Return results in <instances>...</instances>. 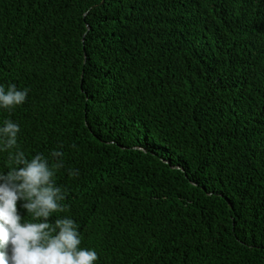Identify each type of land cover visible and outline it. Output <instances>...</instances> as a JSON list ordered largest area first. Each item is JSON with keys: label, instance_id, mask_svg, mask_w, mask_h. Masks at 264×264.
Masks as SVG:
<instances>
[{"label": "trees", "instance_id": "16d2710c", "mask_svg": "<svg viewBox=\"0 0 264 264\" xmlns=\"http://www.w3.org/2000/svg\"><path fill=\"white\" fill-rule=\"evenodd\" d=\"M12 84L94 264H264V0H0Z\"/></svg>", "mask_w": 264, "mask_h": 264}, {"label": "clouds", "instance_id": "9594fccd", "mask_svg": "<svg viewBox=\"0 0 264 264\" xmlns=\"http://www.w3.org/2000/svg\"><path fill=\"white\" fill-rule=\"evenodd\" d=\"M28 91L15 84L7 90L0 86V108L11 112L26 101ZM19 132L10 119L0 127V151L7 152L9 164L6 175L0 172V264H94L97 252L80 247L81 233L72 218L57 216L49 222L53 214L69 210L62 203L67 189L55 179L65 166L63 152L54 149L47 157L37 153L29 159L18 144ZM68 174L78 177L79 170L68 169ZM18 200L31 220L21 222Z\"/></svg>", "mask_w": 264, "mask_h": 264}]
</instances>
